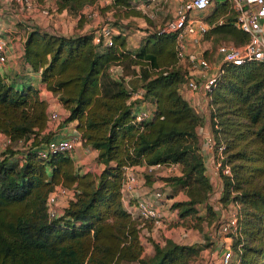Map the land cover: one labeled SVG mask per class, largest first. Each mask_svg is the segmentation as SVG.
<instances>
[{
    "label": "trees",
    "instance_id": "1",
    "mask_svg": "<svg viewBox=\"0 0 264 264\" xmlns=\"http://www.w3.org/2000/svg\"><path fill=\"white\" fill-rule=\"evenodd\" d=\"M44 1L32 0L41 7ZM93 2L54 0L57 12L72 14ZM226 4L232 18L211 27L209 23L220 18V6ZM214 6L204 19L208 24L204 40L223 28L231 44H242L245 34L235 25L228 2L223 0ZM109 9L115 17L116 12L127 13L130 8L127 0H112L99 12L104 14ZM25 34L22 58L31 70L40 69L41 82L60 92L58 101L68 114L61 123L77 122L85 143L98 151L97 163H102L103 168L94 178L86 172L79 175L75 186L58 184L55 176L64 164L70 163L71 155L61 153L41 159L36 152L39 145L53 138L45 131V102L32 85L18 86L15 77L0 75V134L12 143L22 141L25 145L19 162L11 159L13 153L6 149L0 153V264H190L202 246L177 244L169 239L163 245L150 241L152 254L143 255L139 240L142 220L131 218L120 200L122 167L142 163L178 165L179 175L162 179L184 195L183 200L170 206L171 210L177 209L180 219L200 222L196 207L211 192L199 153L197 127L201 119L178 91L186 72L176 60L166 68L157 62L158 42L169 39L173 48V34H157L154 29L146 35L151 37L145 39L148 46L133 51L126 49L124 34L119 31L113 45L102 49L93 45L90 33L63 35L32 25ZM116 42L122 47L117 54ZM116 66L121 72L118 79L109 70ZM135 91H141V101L151 103L154 109L149 120L132 124V106L138 101L130 103L128 99ZM209 96L214 147L224 134L222 153L224 150L229 159L236 158L244 151L239 142H248L244 134L247 131L257 144L252 151L253 158L260 160L257 167H264L263 65L254 61L237 66L224 64ZM97 102L103 108L98 113ZM240 118L247 129L232 133L229 125ZM233 148L236 149L230 152ZM57 185L74 193L61 208L62 213L50 218L45 200ZM253 194L258 201L253 206L258 214L255 217L264 225V192ZM220 200L226 203V195ZM243 210H239L238 233L231 236L230 247L234 251L239 248L240 264H251L255 253L264 262V248L256 247L258 229L247 216L248 211ZM206 213V222L211 225L215 212L207 206ZM148 221L152 225L150 220H143L149 228ZM109 224L118 231L109 229Z\"/></svg>",
    "mask_w": 264,
    "mask_h": 264
},
{
    "label": "built area",
    "instance_id": "2",
    "mask_svg": "<svg viewBox=\"0 0 264 264\" xmlns=\"http://www.w3.org/2000/svg\"><path fill=\"white\" fill-rule=\"evenodd\" d=\"M19 3L27 11L38 13L44 17H50L47 9L38 6L32 0H11ZM228 2L231 11L234 14L235 25L245 34V40L240 45L231 43H220L215 49L217 55V64L211 65L203 56L201 42L204 41V34L208 29V24L204 20L202 13L207 10L211 4V0H180L175 7L171 17L164 23L162 28L156 27L157 34L167 33L173 34V53L176 62L184 64L190 63L191 67L185 65V79L179 86V93L182 95L184 91L197 93L203 96L207 101L206 111L211 113L213 107L210 104V96L212 88L222 73L224 64L241 65L245 62H259L264 68V0H225ZM129 8L138 9H158L162 8L165 0H127ZM112 0H94L92 5L85 6L78 16L86 19L99 17L92 30L89 32L92 37L93 45L98 48H108L113 45V37L118 34L112 23V9L105 12L104 16H100L98 9L108 6ZM141 5L138 7V5ZM54 14V13H53ZM221 23V18L217 19V24ZM46 30V29H45ZM52 32V31H50ZM56 33V32H52ZM60 34V33H59ZM191 47V50H188ZM7 40L0 36V70L6 63ZM111 75L118 79L121 72L119 67L110 68ZM131 111V123L137 124L147 121L152 116V109L137 106L141 101V91H135L130 94L128 102H135ZM194 111L198 113L197 108L192 105ZM59 115L55 111L47 112V128L58 122ZM214 120V119H213ZM20 142V141H17ZM78 143L77 136L66 138H51L46 143L39 145L36 149L41 159L47 158L54 154H70ZM207 148L212 150L214 146L213 140H207ZM12 144L8 138L3 136L0 145L3 147ZM216 151L222 158L223 146L219 144ZM220 163L217 160V167ZM143 171H149L152 167L167 168L168 173H172L176 164H154L144 165ZM122 180L120 186V200L124 209L131 217H138L143 220H150L154 228L165 225L168 220L166 215L158 206L157 201L162 198V193L157 189L142 190L141 193L135 192L141 187L138 182L137 172L133 166L122 167ZM226 172V168L222 169ZM73 190L62 186H55L50 191L45 200L46 211L50 218H56L62 213V209L58 207L57 200H66L65 203L73 196ZM60 197V198H59ZM62 208V207H61ZM214 209L218 212L215 221L209 227V239L215 243V251L217 259L207 264H240V250L237 247L234 251L230 244L231 236L238 233V214L235 207L228 205L221 206L219 202L214 203ZM174 211V210H173ZM223 236L222 239H219Z\"/></svg>",
    "mask_w": 264,
    "mask_h": 264
},
{
    "label": "crops",
    "instance_id": "3",
    "mask_svg": "<svg viewBox=\"0 0 264 264\" xmlns=\"http://www.w3.org/2000/svg\"><path fill=\"white\" fill-rule=\"evenodd\" d=\"M180 0H165L161 9H164V13H168V16L171 17L175 7L179 4ZM220 2L219 0H211V4ZM210 4V5H211ZM42 6H48L55 10L54 0H45ZM141 5L139 4L138 7ZM0 36L7 40V50H6V63L3 68L0 70V73H4V75L9 76L11 78L19 79V85L21 84H37V75L35 72H32L27 64L23 62V43L25 40V33L30 29L32 25H35L41 29H45V21L42 16L35 15L33 12L27 11L23 8V6L19 3H16L11 0H0ZM210 6L207 8V10ZM85 9V7L83 8ZM135 9V8H134ZM138 9V8H136ZM142 9V8H141ZM160 9V10H161ZM150 14H156L158 9H142ZM205 10L202 13H206ZM152 12V13H151ZM57 18V28L60 30V34L63 35H75V34H84L89 33L95 24L100 21L99 17L93 19H86L85 17H80L78 14L67 13L65 10L60 12L54 11ZM100 16H102L100 14ZM84 18V19H83ZM156 20V17L153 18ZM156 27H159V23L156 24ZM57 30V31H58ZM47 31V30H46ZM50 32V31H49ZM118 32V30H117ZM59 33V31L57 32ZM143 33V32H142ZM145 35V32H144ZM126 39V49L131 50L136 49L140 40H136L135 38ZM138 39V36H137ZM129 41V43H128ZM203 47V54L206 46V40L201 42L199 47ZM191 47H188V50H191ZM216 55V53H215ZM217 57V55H216ZM211 65L214 63L217 64V60L209 61ZM18 85V86H19ZM36 88L39 90L41 87L36 85ZM39 96L46 101V112L55 111L59 115V120L55 124L50 125L45 131L52 133L53 138H66L70 136H77L75 132V124L76 121H68L66 123H61L62 119L65 116V110L61 108L60 104L57 103L55 98H53L48 92L45 90H41L39 92ZM182 98L192 107L195 106L197 111L201 115H206V107L207 101L206 99L198 95L197 93H192L189 91H184L181 95ZM40 98V99H41ZM137 106L144 107L147 109H154L153 105L149 102H140ZM197 135L199 138V153L201 155L202 164L204 167V172L206 176L213 179V185L211 183V192L206 199L201 204L197 205L196 216L201 220L199 222L200 225H192L189 221L190 218H182L180 219L177 216V209L171 210L170 206L175 201H181L184 199V195L181 190L174 191V188L169 186L162 178L179 175L178 165L174 168L172 173L167 172V168L165 166L162 167H152L149 171H143L145 169V164L134 165L135 171L137 172L138 182L141 187L135 192V194L141 193L142 190L146 189H161L162 198L157 201V206L168 215V220L165 225H162L159 228H154L153 225L148 221L151 228L144 224L143 219L138 217H131L142 220L140 222V244L143 248V255H151L152 254V245L150 241L158 243L159 245H163L166 239H169L177 244L182 245H193L197 244L202 246L198 251V255L195 257L190 264H207L211 261H215L217 259L216 251L214 249L215 243L209 239V227L206 220V207L210 206V208L215 212V218L218 215V212L214 209V203L217 204V199L219 198L220 187L219 180L214 178V171L218 169L217 160L214 158V154L212 150H209L207 145V140L211 138V132L209 129V123L206 121L202 126L198 127ZM3 138V135L0 134V142ZM28 143V141L26 142ZM78 144V143H77ZM1 148V145H0ZM72 154V153H71ZM74 152L71 155V158L78 161L77 158H80L81 161H84L82 156ZM218 184V185H217ZM164 188V189H163ZM158 190V189H157ZM64 205H62L63 207ZM174 215V217H173ZM131 216V215H130ZM203 229L200 234L196 232V229ZM159 229V231H158ZM155 231L159 233V235L155 236ZM155 237V238H154ZM227 241V240H226ZM208 243V245H206ZM205 245V246H204Z\"/></svg>",
    "mask_w": 264,
    "mask_h": 264
},
{
    "label": "rangeland",
    "instance_id": "4",
    "mask_svg": "<svg viewBox=\"0 0 264 264\" xmlns=\"http://www.w3.org/2000/svg\"><path fill=\"white\" fill-rule=\"evenodd\" d=\"M219 1H223V0H219ZM42 7L47 9L49 11V13L51 14L50 17H44L40 14L42 16L44 22L47 21V22H45V26H43V27L47 31H52V32H56V33L59 31V33H60V30H58V28L56 26L57 25L56 24L57 23L56 14H53L55 10L53 8L48 7V6H42ZM214 7H215L214 4L210 5V8L206 11L205 14H203L204 19H207V17L209 15H211L210 13H212V11L214 10ZM0 9H1V7H0ZM2 10H3V8L1 9V11ZM99 10H100V8L98 9V12H99ZM164 10H165V8L161 9L156 14H154L152 12H151L152 14H150L149 12L142 10V9H133V8L131 9L130 8L127 11V13L116 12L114 15L115 17H112V19H113L112 23H113V26L116 28V30H118L119 32H122L124 34L123 38L125 41V46H126V39L127 38H129V39L135 38L136 40L141 39L137 48L134 49V50H137L139 47H143L146 45L148 46V43H146L145 39L147 37H150V36H146V35L155 29L154 27L156 26L157 23H159V28H162L164 23L167 22V20H169L170 17L168 16V13H166V14L164 13ZM219 10H220L219 11L220 14L218 15V17L220 16L222 23L226 22V20H228L229 17L232 18L231 12H230L227 4L220 6ZM33 14L39 15L38 10L36 11L33 9ZM99 14L104 16L105 13L102 14V12L100 11ZM116 17L118 19L122 17L123 20L121 22H119L118 19H116ZM155 17H156V20L154 21L153 18H155ZM216 18L217 17H215L209 23V25L211 27L218 25V24H216L217 23ZM215 20H216V23H215ZM144 32H145V35H144ZM225 35H227L226 30L221 28V29H218L215 33L211 32L209 34V36L206 37L205 40H206L207 49H205L204 54H203V56L205 57L204 58L205 60H207V61L218 60V58L215 55V49H216L218 44L223 43V42L233 43L232 40H229L231 38L230 37L225 38ZM137 36H138V39H137ZM116 43H117V46L115 47L114 52L117 54L119 51H121L122 47L120 45H118V42H116ZM128 43H129V41H128ZM158 47L160 48V54L157 58V62H158L159 67H165L166 68V67L173 65L175 63V58L173 55V48H172L171 41L169 39L161 40L160 42H158ZM201 49H203V47H201ZM132 51H133V49H132ZM116 61L117 60H115L114 63ZM23 62H25L24 59H23ZM25 64H26V62H25ZM189 64L190 63H188V62H184V64L179 63V66H182V68L186 71L185 65H187L188 67H191V65H189ZM31 71L35 72L37 75V78H38L37 84H34L33 87L36 88V85H39L41 87L40 89L45 90L53 98H55L57 103L60 104L61 108L63 109L62 103L60 101H58V93H60V92L57 93V89H55V91H56L55 92L52 88H48V86L46 85V82L45 83L41 82L40 69L35 70V71L31 70ZM128 74H130V73H128ZM0 75L3 76L4 73L1 72ZM14 81L16 84L19 85V79H15ZM40 89L39 90L37 89L38 90L37 96L39 98H41L39 96ZM41 100H43L45 102V104H47L44 99L41 98ZM101 106L102 105L98 104V102H97V104L95 106V108L96 107L99 108L96 111L97 113H98V111H103V108H101ZM67 115H68L67 112H65L64 117H66ZM197 115H198L199 119H201L198 127L202 126L203 123L208 121L209 129L211 131L210 113H207L206 115H201V114H197ZM234 121L235 122H233L229 125V128H230L232 133L234 131H243L244 129H247L246 122L243 121L241 118L239 120H234ZM76 125H77V122L75 124L74 129H75V132L77 135L78 144L75 146V149L73 150L72 154L74 152H76L79 156H82L84 161H81L80 158H77L78 159V161H77V160L71 158V156H70V163L68 162L69 164H64L63 167L59 170V172L56 174L55 178L58 180V182H57L58 184H62L65 186L66 185H68V186L74 185L75 186L77 183L76 182L77 177L79 175L83 174L84 172L89 174L90 178H94V176L99 174L101 169L103 168L102 163H100V162L97 163L98 162L97 161L98 151L95 150L89 144L85 143V139L81 137L82 131L80 129H78L76 127ZM198 127H197V131H198ZM244 134L246 135V139L248 140V142H242V141L239 142V145L241 147H244V151L240 155H238V157L236 156V158H233V159L230 158L229 159L227 156L228 154H226L224 152V150H223V153L221 152L222 158H220L215 147L212 146L214 158L216 160H218L220 163L218 169H216L214 171L215 173L213 175H214L215 179L219 180V187H220L219 195H221V196H219V199H217V202L219 200L220 204H222V205L225 204L226 207L228 205L235 207L237 214H239V210L242 211L243 209L245 211L247 210L248 213L250 212V214L247 213V216L252 219L254 227L258 229L259 243L256 247L261 249V248H264V232L261 234L260 230L261 231L264 230V225L259 223V221L255 217V215L258 216V214L253 210V206L256 205L258 203V201L255 198L253 191L254 192L259 191V193L264 192V167H261L259 169L257 166L259 165L258 162H260V160L253 158V156H255V155H253L252 151L255 149V147H257V144H256L252 134L247 133V131ZM220 138H221V142H219V144H221L224 147L225 140H226L225 135L224 134L221 135ZM24 146L25 145L23 144L22 141L12 143L7 148L1 146L0 153L2 154L3 150L6 149L8 152L13 153L11 159L19 162V159L21 157L20 153L23 150ZM235 149L236 148L230 149V152L234 151ZM224 166L226 168V172H222V169H224ZM47 173L51 174V171H48ZM204 174L206 175L205 172H204ZM207 179H208L210 185H211V183L213 185V179L210 180L209 177H207ZM72 180H74V181H72ZM226 180L229 182V184H225ZM82 184L84 185L85 183H82ZM157 189L162 191L159 188H157ZM240 194H246V195H244L242 197V199L239 200L238 196H240ZM223 195H226V197H227L226 203H222L220 200V198ZM65 202H66V200L58 199L57 200L58 207L61 209L62 205L65 206V204H66ZM173 217H174V215H173ZM189 221L192 225H195V224L200 225L199 221L197 222L192 218L189 219ZM108 227L111 230L115 229L118 231V228H115L111 224H109ZM201 228H202V226H200L199 229H196V232L198 233V235L203 230ZM158 231H159V229H158ZM157 235H159V233L157 231H155V236H157ZM222 238H223V236L219 237V239H222ZM226 243L230 244L229 240H227ZM253 244L256 245L255 242H253ZM251 259H252L251 264H264V262L262 261L263 260L262 257L259 256L257 253H255Z\"/></svg>",
    "mask_w": 264,
    "mask_h": 264
}]
</instances>
